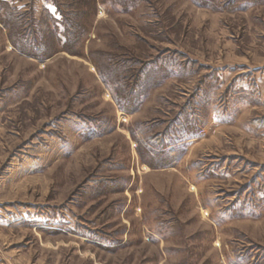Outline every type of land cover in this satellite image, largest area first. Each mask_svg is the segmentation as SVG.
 <instances>
[{
  "label": "rangeland",
  "instance_id": "rangeland-1",
  "mask_svg": "<svg viewBox=\"0 0 264 264\" xmlns=\"http://www.w3.org/2000/svg\"><path fill=\"white\" fill-rule=\"evenodd\" d=\"M0 264H264V0H0Z\"/></svg>",
  "mask_w": 264,
  "mask_h": 264
},
{
  "label": "trees",
  "instance_id": "trees-1",
  "mask_svg": "<svg viewBox=\"0 0 264 264\" xmlns=\"http://www.w3.org/2000/svg\"><path fill=\"white\" fill-rule=\"evenodd\" d=\"M258 123V122H257ZM256 124V123H255ZM258 126H261V124H259Z\"/></svg>",
  "mask_w": 264,
  "mask_h": 264
}]
</instances>
